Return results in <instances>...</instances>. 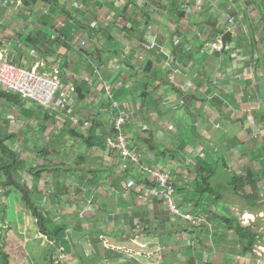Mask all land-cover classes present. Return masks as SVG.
Segmentation results:
<instances>
[{
	"label": "crops",
	"instance_id": "0c3cea01",
	"mask_svg": "<svg viewBox=\"0 0 264 264\" xmlns=\"http://www.w3.org/2000/svg\"><path fill=\"white\" fill-rule=\"evenodd\" d=\"M148 1L0 4V59L59 69L62 79L52 108L17 105L0 91V138L40 173L15 179L31 190L45 230L20 191L2 187L0 172V264H264V0H188L202 8L197 14L179 0ZM224 10L237 15L235 27ZM134 25L145 36L123 31ZM228 32L221 52L200 53ZM119 78L127 81L120 90ZM106 83L130 113L125 134L140 164L107 146L117 112ZM142 164L171 171L178 203L204 223L192 228L147 196ZM208 174L219 200L199 189ZM234 177L249 195L256 181V201L232 192ZM223 217L258 232L253 253Z\"/></svg>",
	"mask_w": 264,
	"mask_h": 264
},
{
	"label": "built area",
	"instance_id": "2783aa9c",
	"mask_svg": "<svg viewBox=\"0 0 264 264\" xmlns=\"http://www.w3.org/2000/svg\"><path fill=\"white\" fill-rule=\"evenodd\" d=\"M7 0H0V4ZM233 1V0H232ZM181 8L187 13L200 12L202 8L199 4H189L188 0H179ZM237 21L235 17H227L226 25L235 27ZM154 32V31H153ZM160 33L154 32L157 38ZM223 44L221 40L207 42L200 53L221 52ZM41 65L37 63L32 69L20 66L8 57L0 59V91L19 96L25 101L52 108L55 104L57 94L62 88L61 71L54 69L50 73L40 71ZM106 95L111 104L112 111L117 112V117L113 122L114 135L107 141V146L111 151H117L123 162L128 164H140L138 152L132 150L128 144L125 134V126L130 121V113L121 108L120 103L115 100L111 84H105ZM115 114H110L112 118ZM140 173L150 183V188L146 190L147 196L162 202L173 218L181 219L191 225L192 228L204 223V219L196 217L186 212L176 199L177 179L169 170L160 167L142 164ZM251 218L244 216L243 224H249Z\"/></svg>",
	"mask_w": 264,
	"mask_h": 264
},
{
	"label": "trees",
	"instance_id": "16d2710c",
	"mask_svg": "<svg viewBox=\"0 0 264 264\" xmlns=\"http://www.w3.org/2000/svg\"><path fill=\"white\" fill-rule=\"evenodd\" d=\"M147 3H150L148 0H145ZM57 6V4H55ZM127 7L124 9V13H126ZM171 16L177 17V20H180L184 16L181 13H178V6L176 3L173 4V8L170 11ZM178 13V14H177ZM134 20L130 19L129 23L130 25L133 24ZM134 26H136L135 29H132ZM131 28L123 29L127 34H141V36H145L144 32L139 31L137 25H134ZM224 33V32H223ZM222 33V34H223ZM142 38L140 41L143 43ZM153 68V63L149 62L147 64V69H145V73L150 74L151 70ZM136 73V72H135ZM78 90V89H77ZM1 93V92H0ZM5 98L13 101V103H16L17 105H22L23 99H21L19 96H15L9 93H1ZM25 101V100H24ZM5 141L3 138H0V152L1 154L6 158L3 160V162L0 163V172L4 175V182L2 187L4 188H15L19 190L22 194V198L26 203V206L28 207L29 211L32 213V215L38 219L41 229L43 231L44 228L41 224L43 216L39 214L38 208L36 204L34 203L32 197H31V190H29L28 187L24 186L23 183L18 182L15 179V175L17 172L27 170L28 173H33L34 175H40V173H35V169H27V162L25 160L19 159L18 154L11 150L8 146H6ZM210 175L208 174L207 177H203L202 182L199 184V189H201L204 186V189L201 190L202 194L209 193L212 197H216V199H220L221 196V189L213 187V185L210 182ZM258 182V181H257ZM258 184L255 182H252L250 187L252 188V194H246L245 187L246 184L236 177L233 179L232 184V192L235 193V195H239L241 199H243L245 202H253L256 201L259 197L260 191L257 190ZM222 221L225 223L227 229L230 232H233L234 235H236L239 239L244 241L246 245V251H249L250 253H253L254 246L259 242V234L256 232L252 226H244L241 224V222L236 219L235 217H223ZM4 261L7 260V256L4 255L3 257Z\"/></svg>",
	"mask_w": 264,
	"mask_h": 264
},
{
	"label": "rangeland",
	"instance_id": "374dc122",
	"mask_svg": "<svg viewBox=\"0 0 264 264\" xmlns=\"http://www.w3.org/2000/svg\"><path fill=\"white\" fill-rule=\"evenodd\" d=\"M133 0H130V2H132ZM159 2H161V4H163L162 3V0H158ZM219 11H221V10H219ZM224 12H225V15L226 16H231V17H235V16H237V15H233L230 11H225L224 10ZM161 14H160V16H162V15H164L162 12H160ZM185 13L187 14V12L185 11ZM191 13H194V12H191ZM198 12H196V14H197ZM209 14H208V12L206 11V9H205V11H204V14L203 15H200V17H204V16H208ZM159 18V17H158ZM165 18H167V24H166V29H168V30H166V32L167 33H169V31L170 32H173V29L171 30L170 29V26L171 25H169V23H168V21L170 20L169 19V16L167 15ZM237 19V18H236ZM196 20V19H195ZM227 20V19H226ZM237 21V20H236ZM171 27H173V26H171ZM157 29V28H156ZM152 30H153V28H152ZM159 33L161 32V28L159 29V30H157ZM161 38H165V33H163V31H162V36H161ZM118 82H119V84H120V86L118 87V90H120L121 89V85H125L126 83H127V81H126V78H124V80L123 81H121L120 80V78L118 79ZM112 85V88H113V93H114V95L116 94V90H115V86L113 85V84H111ZM122 92V91H121ZM119 95H120V91H119ZM21 110L19 109V112H20ZM23 113H19V115H22ZM228 181H229V179H228ZM178 190V189H177ZM239 204V203H238ZM239 206H240V204H239ZM173 219H175V218H173ZM96 220V219H95ZM260 241L261 242H264V236L262 235V237L260 238ZM260 242V243H261ZM260 252V251H259ZM264 253V252H263Z\"/></svg>",
	"mask_w": 264,
	"mask_h": 264
},
{
	"label": "water",
	"instance_id": "95a60500",
	"mask_svg": "<svg viewBox=\"0 0 264 264\" xmlns=\"http://www.w3.org/2000/svg\"><path fill=\"white\" fill-rule=\"evenodd\" d=\"M230 38H231V33L230 32L226 33L223 36V40H222L223 44L225 45L230 40Z\"/></svg>",
	"mask_w": 264,
	"mask_h": 264
},
{
	"label": "bare ground",
	"instance_id": "6f19581e",
	"mask_svg": "<svg viewBox=\"0 0 264 264\" xmlns=\"http://www.w3.org/2000/svg\"><path fill=\"white\" fill-rule=\"evenodd\" d=\"M170 172H171V171H170ZM171 173H172V172H171ZM172 174H173V173H172ZM173 175H174V174H173ZM251 215H252V214H251ZM252 217H253V216H252ZM254 217H255V216H254ZM263 217H264V216H263ZM263 217H262V218H263ZM263 220H264V219H263ZM253 222H254V221H253ZM250 223H251V222H250ZM251 224H252V223H251ZM249 225H250V224H249ZM256 248H257V247H256ZM256 252H257V251H256Z\"/></svg>",
	"mask_w": 264,
	"mask_h": 264
}]
</instances>
